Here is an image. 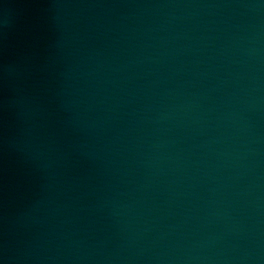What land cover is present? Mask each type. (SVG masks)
Masks as SVG:
<instances>
[{
    "label": "water",
    "instance_id": "water-1",
    "mask_svg": "<svg viewBox=\"0 0 264 264\" xmlns=\"http://www.w3.org/2000/svg\"><path fill=\"white\" fill-rule=\"evenodd\" d=\"M0 264H264V0H67Z\"/></svg>",
    "mask_w": 264,
    "mask_h": 264
}]
</instances>
